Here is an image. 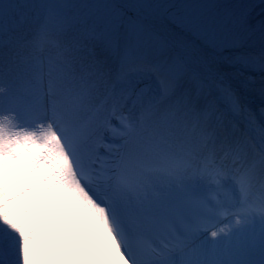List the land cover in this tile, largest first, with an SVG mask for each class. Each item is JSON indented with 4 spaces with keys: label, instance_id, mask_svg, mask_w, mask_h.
<instances>
[{
    "label": "snow or ice",
    "instance_id": "snow-or-ice-1",
    "mask_svg": "<svg viewBox=\"0 0 264 264\" xmlns=\"http://www.w3.org/2000/svg\"><path fill=\"white\" fill-rule=\"evenodd\" d=\"M0 264H264V0H0Z\"/></svg>",
    "mask_w": 264,
    "mask_h": 264
}]
</instances>
